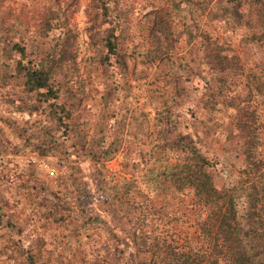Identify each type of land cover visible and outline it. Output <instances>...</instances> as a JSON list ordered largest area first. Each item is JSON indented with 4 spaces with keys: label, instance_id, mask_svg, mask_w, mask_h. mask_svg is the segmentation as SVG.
I'll list each match as a JSON object with an SVG mask.
<instances>
[{
    "label": "trees",
    "instance_id": "obj_1",
    "mask_svg": "<svg viewBox=\"0 0 264 264\" xmlns=\"http://www.w3.org/2000/svg\"><path fill=\"white\" fill-rule=\"evenodd\" d=\"M56 1L63 15L67 0ZM108 2L86 1L90 10L87 9L86 13L89 12L90 20L95 22L94 19L100 17V27L96 26V30L102 33V45L106 49L101 57L105 71L112 69L113 63L109 57L118 56L119 31L124 24L130 23L126 0H112V9H109ZM221 4L217 8L205 5L202 9L205 15L201 13L200 16L213 20L217 18V11L219 17L226 19L229 9L238 10L241 16H245L240 13L242 10L250 14L264 9V0H223ZM167 7L163 1L151 4L138 17L148 46L136 54L143 63H152L157 68L164 63V57L175 53L180 44L178 39L172 38L171 13ZM171 7L178 10V5L173 2ZM185 7L188 14L192 13V4L185 3ZM53 15L57 18L55 13ZM252 16L256 26L251 32L252 39L264 50V23H258L255 14ZM105 24L112 26L104 29ZM182 25L185 26V21ZM46 28L53 31L49 18ZM185 33L193 37L186 27ZM52 39L42 57L29 55L31 50H26L20 42L12 43L10 48L21 56L14 72L20 77L23 89L30 99L33 96L36 99L37 95L39 103L46 104L44 108L51 121L57 124L59 135H64L66 139L62 142L58 138L51 140L35 136L32 142L39 156L55 152L72 174L59 180L58 193L52 186L46 185L48 196L54 197L60 204L67 199L71 201L72 212H62L59 217L64 219L67 214L78 215L73 209L81 207L83 199L94 192L103 198V208H97L98 213L84 223L90 227H93V223L103 225V248L107 252V259L103 260L99 254L101 244L95 237L88 241L86 248L90 254L87 257H91L95 264H264V110L257 106L260 103L264 107V67H255L257 71L251 68L243 74L240 59L230 56L226 49L210 41L204 30L195 33L194 38L195 56L200 66H191L184 61V56L176 57L174 65H167L171 68L164 72L171 77H167L168 86L163 92L166 96L160 99L154 96L158 99V106L154 110V126L157 127L154 139L158 143L154 146L156 154H153L143 175L146 186L161 195L157 200L148 197L133 179L109 171L101 163L116 154L122 144L124 121L132 111L131 90L123 94L124 87L109 72L99 77V127L90 136V142H85V134H79L72 123L73 107L80 106L78 95L82 90L76 87L73 91L69 86L62 88L60 81L56 80V72H53L56 63L66 59L64 42L67 38L62 34ZM231 70L250 84L253 95L248 101L251 105H243V100L225 94L227 89L222 93L227 79L233 77ZM64 75L61 73V76ZM163 78V75H159L158 82ZM156 89L154 85L155 92ZM253 100L255 104L252 105ZM187 103H192L194 107L198 105L197 114L191 115L194 107L187 108L188 122L180 126L182 113L179 109ZM218 106L224 110L230 108L232 112L229 114L234 117V123L231 122L234 133H231L232 130L229 133L237 137L238 151L242 157L235 178L224 172L217 158L202 152V140L211 133L205 117L214 111L220 113ZM79 115L77 112L74 117L77 119ZM189 118L194 119L192 123ZM109 120L115 121L111 127L107 124ZM193 124H197V127ZM45 129L43 127V131ZM68 141L75 149L73 153L68 152ZM73 155L77 157L76 161L71 160ZM81 157H86L83 162H87L94 172L97 179L94 187L76 178L80 172ZM128 162L129 158H125V164ZM33 174L29 172L27 177ZM81 174H86L84 168ZM215 176L223 179L218 186L214 182ZM51 214L48 210L38 213L44 220ZM188 223L191 224L189 227L186 225ZM6 238L14 241L9 233ZM33 242L34 248L24 249L20 246V259L16 260L14 243L8 249L6 260L14 259L15 264H50L49 253L41 248V237L35 236Z\"/></svg>",
    "mask_w": 264,
    "mask_h": 264
},
{
    "label": "rangeland",
    "instance_id": "obj_2",
    "mask_svg": "<svg viewBox=\"0 0 264 264\" xmlns=\"http://www.w3.org/2000/svg\"><path fill=\"white\" fill-rule=\"evenodd\" d=\"M86 1L67 0L64 14L56 18L65 29L63 35L67 38L64 42L66 59L63 62H57L55 68L53 67V72H56V80L60 81L62 88L69 86L73 91L77 89L76 87L82 90L78 95L80 106L73 107L72 123H74L79 134H85V142H90V136L99 127L98 111H93V109L99 110L97 100V90L101 87L99 77L106 72L114 77L115 74H119L120 83L124 87L123 94L128 89L133 94L132 105L130 106L132 111L124 121L125 127L121 135L122 144L118 152L101 163H104V168L109 171L133 179L136 186L140 190L142 189L148 197L159 200L161 195H157L151 188L146 186L143 175L145 168L149 167L148 164H150L153 154H156L154 146L158 143L154 139L157 128L154 126V110L158 106L157 98L160 99L166 96L163 92L168 86L167 77H171L164 70L171 68L167 65H174L175 58L181 56H184V61L191 66H200L195 56L194 45L196 43L194 38L195 33L204 30L210 41H215L223 49H226V53L230 56L240 59L243 74L251 68L257 71L255 67H264V50L258 42H254V39H252L251 32L256 29L255 19L252 15L249 18V12L242 10L240 13L245 14V16H241L238 10L235 11L234 9H229L226 19L219 17L220 13L217 11H215L217 18L213 20H207L204 16H200L205 5H214L217 8L219 5H223L221 4L223 0H204L203 3H200L201 0H126L130 23L124 24L119 31L118 56L109 57V61L111 64L113 63L112 69L105 71L101 57L106 49L102 45V33L96 30V26L99 25L100 27V24H98L100 17H96L95 22L90 20L88 15L90 10L87 5L85 8ZM162 1L166 2L169 14L171 13L172 31L170 32L172 38L173 40L178 39L180 44L175 53L164 57V63L157 68V65L152 63H143L141 57L136 54L137 51L148 46L141 32L143 29L139 24L140 19L138 17L140 15L136 16V12L138 6L141 14L151 4ZM172 2L178 5V10L171 7ZM185 3L192 4L193 14L187 13ZM82 7H84L86 17L83 29L81 28L79 16ZM87 9L88 13H86ZM202 15H205V13ZM62 17L64 20H62ZM48 18L46 12L30 8L28 4L22 3V0H0V33H3L5 56L11 59L9 46L11 47L14 42H20L26 50H31L28 52L29 55L42 57L47 46L53 42L52 31L46 28ZM184 21L185 26L182 25ZM245 26L248 30L241 33V28ZM34 27L36 33L29 39ZM185 27L193 37L184 34ZM82 33L87 36L86 40L82 41ZM15 37H19V39L17 40ZM11 51L14 52L13 49ZM182 52L183 54H181ZM114 68L117 70L116 73L113 72ZM4 69L5 71L0 74V89L13 85L16 89L22 90L25 95L14 98L6 92H0V99L9 106L15 105L16 100L19 99L21 105L16 110L21 114L26 111L29 116L43 118L46 121L43 127L46 129L43 131V127H41L36 131H30L28 127H19L17 121L0 116V122L5 123L9 129L13 130L17 139L23 140V147L13 145L12 140L8 138L4 130L0 129V240L6 241L0 246V257L4 258L0 260V264H15L14 261L17 258L20 259L19 248L22 246V241L16 240L15 237H23L25 232H28L30 236L41 237V248L43 252L49 253L50 264H93L94 261H91V257H87L90 252H87L88 249L86 248L89 239L92 237H95L97 242L101 244L99 254L103 260H106L107 256L105 254L107 252L103 248L102 239L103 225L93 223L91 224L93 227H90L88 223H84L85 220L98 213L97 208H103L101 203L104 202L103 198L100 197L98 192H94L92 196L83 199L81 207L73 209L79 216L67 214L64 219L59 217L62 212H72L69 205L71 201L67 199L60 204L54 197L48 196L49 192L46 191V185L52 186V189H56L55 192L58 193L57 184L59 180L71 177L72 174L67 171L65 162L60 161L55 152L51 151L44 156H39L33 149L32 142L35 136L50 138L51 140L59 136L62 142L66 139L63 137L64 135H59L57 124L51 121L50 115L44 108L46 104L39 103L37 95L34 102L33 99H30V95L25 92L21 85L20 77L16 72L9 70L11 65L7 62L4 64ZM61 73L66 75L61 76ZM231 73L233 77L227 79L222 93L227 89L225 94L235 96L239 101L243 100V105L247 103L251 105V102L248 101V98L253 95L250 84L246 83L245 78L240 74L234 73L232 70ZM159 75H163L164 78L158 82ZM72 81L75 83H71ZM175 83L176 86L179 85L177 79ZM154 85L157 87L156 92L154 91ZM25 96H27L28 102H25ZM154 96L157 98H154ZM116 103L119 104V101H116ZM253 104H255L254 100L252 101ZM257 106L264 110L260 103ZM79 107L81 110H79ZM184 107L185 105H181L180 109ZM197 108L198 105H195L191 115L195 116L197 114ZM217 108L220 113L214 111L213 114L211 113L205 117L207 125L211 127V133L205 140H202L204 141L202 152L211 158H217L222 163V167L225 169L224 172L235 178L236 175L234 176V174L242 164V157L238 151L239 142L237 137L229 133V130L234 133L233 124H231V122L234 123V117L229 114V112H232L230 108L227 107L226 110L224 108L220 109V106ZM248 108L250 109L251 106ZM188 110L186 109L187 114ZM77 112L80 115L76 119L74 115ZM181 113L182 116L179 117L180 126L185 120L184 113ZM143 117L144 119L140 120ZM193 120V118H189V122L192 123ZM25 124L27 125V121H25ZM193 125L197 127V124ZM230 125L231 127H228ZM67 149L71 153L75 151L70 146L69 141ZM30 156L33 159H28ZM125 158H129L128 164H125ZM137 159L139 163L136 162ZM24 161H27L25 170L21 171V164ZM41 161L53 169L52 175L50 173H40L38 162ZM79 161L80 165L84 164L83 160L79 159ZM218 168L221 167L218 166ZM55 171H59L60 175H55ZM78 171L80 172L79 175H76L77 179H81L84 183H89L93 187L96 186L97 179L94 177V172L81 174L83 171L81 166H79ZM29 172L34 174L27 177ZM14 180L19 183L14 184ZM221 181L223 179L220 176H215L214 182L217 186L221 184ZM46 210L51 211L52 214L44 220V217L39 216L38 213ZM186 225L189 227L191 224ZM8 233L12 235L13 242L6 238ZM14 243L15 260L11 258L6 260V255L8 256ZM29 247L34 248L36 246L33 242Z\"/></svg>",
    "mask_w": 264,
    "mask_h": 264
},
{
    "label": "clouds",
    "instance_id": "obj_3",
    "mask_svg": "<svg viewBox=\"0 0 264 264\" xmlns=\"http://www.w3.org/2000/svg\"><path fill=\"white\" fill-rule=\"evenodd\" d=\"M22 3L28 4L30 8L33 9H39L42 12H46L49 19L51 20L52 24H53V31L51 33L52 36H60L63 34V32L65 31L64 27L62 25H60L59 21L55 18V16L53 15V13L56 14V16L61 15L60 12V5H58L56 3V0H22ZM86 7V4H85ZM108 7L109 9H112L114 7V4L112 3V0H109L108 2ZM137 16L140 15V7H137V12H136ZM255 14L257 16V21L258 23H264V9H260L257 10L255 13H251L249 14V18H251V15ZM80 24H81V28L83 29V27L85 26L84 21L86 19L85 17V13H84V7L81 8L80 13ZM235 19V18H233ZM112 25L109 24H105L103 27L104 29H108L110 28ZM247 26L241 28V33L247 31ZM36 33V28L34 27L32 30V33L29 35V39H31V37H33ZM3 33H0V74H2L5 69H4V64L7 62L9 65H11V69H9L10 71H15V64L17 61L21 60V56L18 52H12L9 46V55L12 57L11 59H8L7 56H5V53L3 51V49L5 48V43L3 40ZM82 41L87 39V36L84 35L82 33ZM15 39H19V37H15ZM115 59V58H113ZM25 64H27V61H24ZM113 72L116 73L117 70L114 68ZM115 81L117 83L120 82V76L119 74H115ZM40 91H45L44 89H41ZM0 92H6L9 95L15 97L21 96V95H25L22 90H18L16 89L13 85H9L7 88H3L0 89ZM195 95H199V93H196ZM33 102L35 97L33 96ZM25 102H28V98L27 96H25ZM21 105V101L19 99L16 100V104L9 106L7 104H5L3 102L2 99H0V116H5L8 117L11 120L17 121L19 123V127L24 128V127H28L30 131H36L39 128L43 127L44 124H46V121L38 116H29L28 113L25 111L23 114H21L20 112H18L16 109L18 106ZM194 105L192 103H187L185 104V107L183 109H179V111L184 113V123L188 122V118H187V112L186 109L187 108H191ZM5 109H7V111H5ZM94 112L98 111V109H93ZM25 121H27V125L25 124ZM115 121L109 120L107 121V124L109 127L112 126V124H114ZM33 125H35V127H33ZM0 129H3L4 132L7 134L8 138L12 140L13 145H17L20 147H23V140L21 139H17L16 138V134L13 130L9 129L5 123L0 122ZM58 139H60L59 136H57ZM28 159H33V157H28ZM71 160L72 161H76L77 157L75 155L71 156ZM81 160H83V157H81ZM137 163H139V160H136ZM27 161H24L21 164V171L25 170V166H26ZM39 166H40V173L44 174V173H52L53 169L49 166H47L44 162H38ZM81 167L84 168L85 172H90L92 171V169L89 167L88 163L85 162L84 164L80 165ZM15 171V170H14ZM55 175H60L59 171H55L54 172ZM13 183H19L18 181H13ZM16 240H20L22 241V247L24 249H28L29 246L33 243L35 237L34 236H30L28 232L24 233L23 237L17 236L15 237ZM6 241H2L0 240V246H2ZM4 259L3 257H0V260Z\"/></svg>",
    "mask_w": 264,
    "mask_h": 264
}]
</instances>
